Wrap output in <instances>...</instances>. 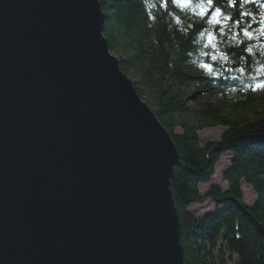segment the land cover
Masks as SVG:
<instances>
[{"label": "water", "instance_id": "1", "mask_svg": "<svg viewBox=\"0 0 264 264\" xmlns=\"http://www.w3.org/2000/svg\"><path fill=\"white\" fill-rule=\"evenodd\" d=\"M100 0H0V264H184L172 136Z\"/></svg>", "mask_w": 264, "mask_h": 264}, {"label": "trees", "instance_id": "2", "mask_svg": "<svg viewBox=\"0 0 264 264\" xmlns=\"http://www.w3.org/2000/svg\"><path fill=\"white\" fill-rule=\"evenodd\" d=\"M199 2L100 0L103 34L179 154L170 189L184 264H264V90H253L264 79V0H214L203 18ZM215 8L219 24L210 23ZM217 125L225 126L220 138L202 141L198 131ZM224 152L225 187L210 183ZM243 183L256 196L251 204L243 200ZM204 200L214 209L189 208Z\"/></svg>", "mask_w": 264, "mask_h": 264}, {"label": "rangeland", "instance_id": "3", "mask_svg": "<svg viewBox=\"0 0 264 264\" xmlns=\"http://www.w3.org/2000/svg\"><path fill=\"white\" fill-rule=\"evenodd\" d=\"M225 130V126L217 125V126H205L201 128L198 133L202 141L207 140H217L220 138L222 132ZM230 154L229 152H224L220 155L219 160L216 164L215 173L212 177L210 183H217L223 187L226 186V182L221 178V173L225 169V167L229 164ZM200 185V190L203 193L209 184ZM243 200L247 204H251L255 200V194L253 189L247 183H243ZM215 204L211 200H204L200 203H193L190 205V209L196 211L197 213H203L205 211H209L210 209H214Z\"/></svg>", "mask_w": 264, "mask_h": 264}, {"label": "snow or ice", "instance_id": "4", "mask_svg": "<svg viewBox=\"0 0 264 264\" xmlns=\"http://www.w3.org/2000/svg\"><path fill=\"white\" fill-rule=\"evenodd\" d=\"M167 2H168V0H160L161 6H163ZM234 2H235V0H229L230 5L233 4ZM171 3L176 4L178 6H181V7H186L192 3V0H171ZM205 4H207V6H209V7H211L214 4V0H201V2H199L195 5L196 8H199V10H200L199 15L202 18L204 17L205 13L207 12V8L205 7ZM220 13H221V9L215 8V10L211 14L210 23L219 24L220 20L218 19V17L220 15ZM225 19H227V17H225ZM203 34L204 33H201V35H203ZM244 35L250 36L251 33H249L248 31H245ZM207 39H208V43L212 44V47L215 48L216 45L212 43L213 40L215 39L213 33L208 32ZM213 58H215V57H213ZM202 67L211 70V66L208 64H202ZM241 71H243V70H241ZM253 90L254 91L264 90V79L257 80L254 87H253Z\"/></svg>", "mask_w": 264, "mask_h": 264}, {"label": "bare ground", "instance_id": "5", "mask_svg": "<svg viewBox=\"0 0 264 264\" xmlns=\"http://www.w3.org/2000/svg\"><path fill=\"white\" fill-rule=\"evenodd\" d=\"M140 96V95H139ZM141 97V96H140ZM142 98V97H141ZM144 100V99H143ZM145 102H146V100H144ZM147 103V102H146ZM151 108V107H150ZM152 109V108H151ZM160 120V119H159ZM162 123V122H161ZM163 124V123H162ZM164 125V124H163ZM165 127V126H164ZM165 129H166V127H165ZM167 130V129H166ZM168 131V130H167ZM169 132V131H168ZM169 134H170V132H169ZM171 135V134H170ZM172 136V135H171ZM173 139V138H172ZM174 141V140H173ZM175 144V143H174ZM179 155V154H178ZM179 163V162H178ZM216 168V167H215ZM212 209H210L209 211H211Z\"/></svg>", "mask_w": 264, "mask_h": 264}]
</instances>
